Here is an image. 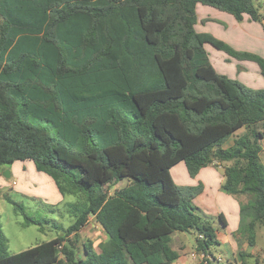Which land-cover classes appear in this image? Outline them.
<instances>
[{
  "label": "trees",
  "instance_id": "trees-1",
  "mask_svg": "<svg viewBox=\"0 0 264 264\" xmlns=\"http://www.w3.org/2000/svg\"><path fill=\"white\" fill-rule=\"evenodd\" d=\"M254 1L0 0V164L31 161L78 198L68 226L53 220L62 234L17 253L0 223V264H175L174 232L194 233L196 252L208 254L216 228L193 202L201 187L173 180L179 162L190 175L222 166V189L249 198L238 246L240 237L254 245L264 226V91L219 73L204 45L256 62L263 75L264 58L195 28L197 4L261 21ZM8 201L23 225L49 222ZM90 216L108 238L97 252L83 243L79 257ZM249 255L240 251V264Z\"/></svg>",
  "mask_w": 264,
  "mask_h": 264
},
{
  "label": "rangeland",
  "instance_id": "rangeland-1",
  "mask_svg": "<svg viewBox=\"0 0 264 264\" xmlns=\"http://www.w3.org/2000/svg\"><path fill=\"white\" fill-rule=\"evenodd\" d=\"M255 5L259 7V11L262 15L261 21H250L254 22L256 25L251 29L247 35V39L232 40L236 42L228 43L225 41L224 37H229L235 30L231 25L232 22L227 21L224 15H218L217 13L208 12V14H201L196 11L197 21L199 25L196 26V29H209L208 32L213 34L215 37L226 42L232 49L236 51H245L249 53L252 52L251 44H259L264 50V0H256L254 1ZM199 6H206L200 4ZM208 8H213L208 6ZM214 10L218 11L216 8ZM222 14H228L222 12ZM231 18H233L230 14H228ZM238 24H241V21H237ZM232 23V24H231ZM236 23V24H237ZM244 26H238L241 30ZM224 36V37H223ZM222 37V38H221ZM255 37V38H253ZM261 39H260V38ZM254 39V40H253ZM257 40V41H256ZM235 43V44H234ZM238 46L239 48L235 47ZM242 45H246V47L242 48ZM205 49L208 52L211 62L215 65L216 70L228 76L229 78L237 80L242 85L251 89H260L264 91V75L261 73L260 66L251 60L241 59L236 56H233L227 53L224 50H219L211 46L210 44L204 45ZM260 50L261 53H263ZM251 51V52H250ZM258 55L262 58L261 54ZM244 129H239L235 132V135L243 133ZM229 141V140H228ZM224 142V147H227V142ZM263 150L260 153L261 162L264 164V138L261 140ZM177 169L174 170V176L176 178L177 184L182 187H187L188 185L183 178L184 174L182 170H186L184 163L178 165ZM183 168V169H182ZM215 171H217L220 175L223 174L222 166H214L212 165ZM9 172V177L3 175L4 172ZM188 172V171H187ZM189 174V173H188ZM190 175V174H189ZM191 176V175H190ZM129 181L127 178H123L117 181V183L113 186H104L105 189L109 190V192H113L114 189L123 187L127 185ZM223 183V181H222ZM199 186V185H197ZM188 187H196L188 186ZM222 184H220L221 190ZM222 191V190H221ZM224 196L227 198H231L234 200L237 205L246 206L248 202V197L246 195H232L226 194L224 191ZM8 198L14 202H17L24 207V211L27 215L32 216L37 219H45L49 220L48 223H44V229L39 230L37 225L31 224L28 226L23 225L24 223V215L21 211L15 209L14 205L8 201ZM78 198L75 195L66 194L61 195L57 190L53 180L45 173L39 172L35 169L33 163L31 161H16L12 164H0V223L2 227V232L7 239V248L9 253H17L22 250H25L29 247H32L38 243L43 241L50 240L60 234L63 231L56 227L53 224V220L58 223H61L64 227L68 226L73 218L70 217L67 206L69 202L76 201ZM232 204H229V208L227 210V216L229 220L233 223V213H232ZM247 209V208H246ZM245 209V210H246ZM201 213H205L200 209ZM247 214V211H246ZM207 215V214H206ZM210 217V216H209ZM245 219L248 218L244 215ZM211 218V217H210ZM236 218V217H235ZM213 220V225L219 230L222 229L220 225V220L218 218H211ZM241 221V215L239 213V218L237 221V227L233 229L234 233L239 228V224ZM96 231V230H95ZM223 231H221L222 233ZM219 233H216V238L219 236ZM223 235V233H222ZM92 236L91 233L87 231L82 232L78 236L77 241V253H81L82 250V242ZM221 237H218V240L221 242ZM187 240L183 241L186 246H189L188 242H192V238L187 235ZM240 245L243 246L244 252L249 250V254L251 257H246V264H264V226L258 225L255 231V241L254 245L250 246L246 240V237H240ZM221 245L214 244L211 246L210 251L214 257H223L227 258L228 250L224 243H220ZM242 249V248H241ZM97 252V248L95 249Z\"/></svg>",
  "mask_w": 264,
  "mask_h": 264
},
{
  "label": "crops",
  "instance_id": "crops-1",
  "mask_svg": "<svg viewBox=\"0 0 264 264\" xmlns=\"http://www.w3.org/2000/svg\"><path fill=\"white\" fill-rule=\"evenodd\" d=\"M200 4L196 5V11L200 12L201 14H208V12H215L218 15H224L223 18H225L227 21L229 20V22H232L231 27H233L235 30H233V32H231L232 34L229 37H224L226 39H224L225 41H227L228 43H232V42H236V41H232V40H239L242 41V39H247V37H249L247 35V33H249L251 31V29H253V27H255L254 25H256V23L254 22H250L252 20L249 19V17L247 15L243 16L242 22L241 24H238L236 22V19L233 17L231 18L230 16H228V14H222L223 11H216L213 8H208V6H199ZM226 13V12H224ZM237 23V24H236ZM199 25V22L197 21L195 24V28L196 26ZM244 26L243 29H239L238 26ZM197 30V29H196ZM209 29H198L197 31H201V32H208ZM222 38V37H221ZM255 38V37H253ZM260 38V37H259ZM261 39V38H260ZM264 38H262L263 40ZM254 40V39H253ZM257 41V40H256ZM233 44V43H232ZM235 44V43H234ZM244 47H246V45H242ZM251 51L255 52L254 54H261L262 56H264V50H261L263 47L259 46V44H251ZM237 48H239L237 45L235 46ZM260 50L263 52L261 53ZM250 51V52H251ZM210 58V57H209ZM211 61V60H210ZM213 65V62H211ZM214 68L216 69L215 65H213ZM232 143V140H229L227 142V145H230ZM16 162V161H15ZM184 162H179L176 165H174L171 168V175L173 180L176 182V178L174 176V170L177 169L176 167H179L178 165H181ZM34 165V164H33ZM185 165V164H184ZM212 165H208L205 167H202L199 169V171L194 174V175H189L188 172L186 170H182V173L184 174L183 178L185 179L184 183H187L188 186H197L199 185L201 187V190L199 193H197L195 195V197L193 198V202L194 204L201 209L202 211H204L206 216H210L211 218H218L219 214H223V217L225 219L226 225L223 226L221 223L220 225L222 226V229L219 230L218 228H216V233L218 232L219 234V238L221 237V242L224 243V246H226L227 250H228V255L229 257L227 258H223V257H214L211 253V251H209V253L207 254V257L205 258H200L198 252H196L195 250V241H194V237L195 234L191 233V232H174L172 233L171 236V241H170V246L178 251L179 256L175 261V264H197L199 262H203L204 264H207V262H210V264H240L241 262V257H240V251H245L242 247L238 246V242L237 239L234 235V231L233 229H235L237 227V221L239 218V213H240V206L236 204V202L234 200H231V198H227V196H224V190L221 187L220 190V184H222L223 181V174H219L217 171H215L213 168H211ZM186 167V166H185ZM222 169V168H221ZM223 172V170H222ZM55 184V183H54ZM56 186V185H55ZM226 193V192H225ZM227 194V193H226ZM229 204H232V213L234 214L233 217V223L229 220L228 216H227V210L229 208ZM236 217V218H235ZM239 226V225H238ZM96 230V231H95ZM87 231L88 233H91L92 236L85 238L86 240H83V243H88L90 242L93 249L95 250L98 245L101 242H105L107 240V234L106 232L103 230V228L100 226L99 223H97V221L95 220L94 216H90L88 218L87 223L84 225V227L79 231L78 236L80 233ZM221 231H223V235L221 233ZM187 235H189L192 238V242L193 244H191V242L189 243V246H186L184 244L183 241L187 240ZM217 239V245H221L220 241ZM242 248V249H241ZM245 253H250L249 250L246 251ZM251 255V254H250ZM249 255V257H251ZM79 257H84V253L81 250V253L78 254ZM246 263V261H245Z\"/></svg>",
  "mask_w": 264,
  "mask_h": 264
},
{
  "label": "built area",
  "instance_id": "built-area-1",
  "mask_svg": "<svg viewBox=\"0 0 264 264\" xmlns=\"http://www.w3.org/2000/svg\"><path fill=\"white\" fill-rule=\"evenodd\" d=\"M198 254H199L200 258H205V257H207V254L204 253V252H200V253H198Z\"/></svg>",
  "mask_w": 264,
  "mask_h": 264
},
{
  "label": "water",
  "instance_id": "water-1",
  "mask_svg": "<svg viewBox=\"0 0 264 264\" xmlns=\"http://www.w3.org/2000/svg\"><path fill=\"white\" fill-rule=\"evenodd\" d=\"M3 175L6 176V177H9V172L8 171L4 172Z\"/></svg>",
  "mask_w": 264,
  "mask_h": 264
}]
</instances>
